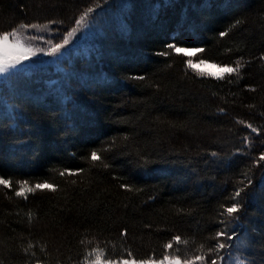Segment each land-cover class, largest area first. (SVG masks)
Here are the masks:
<instances>
[{
	"label": "trees",
	"instance_id": "16d2710c",
	"mask_svg": "<svg viewBox=\"0 0 264 264\" xmlns=\"http://www.w3.org/2000/svg\"><path fill=\"white\" fill-rule=\"evenodd\" d=\"M12 30L72 44L0 78V264H84L94 248L221 264L208 249L225 227L223 264H264V0H0ZM188 59L241 67L215 79ZM22 181L56 191L17 197ZM241 188L239 223L221 224Z\"/></svg>",
	"mask_w": 264,
	"mask_h": 264
},
{
	"label": "snow or ice",
	"instance_id": "6c2138e0",
	"mask_svg": "<svg viewBox=\"0 0 264 264\" xmlns=\"http://www.w3.org/2000/svg\"><path fill=\"white\" fill-rule=\"evenodd\" d=\"M94 11L93 8H88L87 11L78 19L76 20V28H73L71 32L68 33L69 36L73 35V33L81 30L84 26V21L89 17V15ZM239 23V21H237ZM20 29H41V28H47V25L41 26L38 24H32V25H25L20 24ZM18 30H12L10 32H4L0 34V75H6L10 70L16 69L19 65L23 64L26 61H29L33 56L37 55V52L34 51L31 47H25V45L17 39ZM221 36L226 35V33H221ZM11 38V39H10ZM69 43L67 37L63 38V43H58L54 47H52L49 51L45 52L44 55H52L55 56L60 53V50L65 47ZM167 48L171 49L175 54L186 57H192L195 56L197 53L203 52V48H186V47H180L176 44H168L166 46ZM157 55L167 56L169 53L167 52H161L157 53ZM187 68L195 72L197 75L200 76H211L215 79H224L225 74L233 75L238 74L239 68L241 67L240 63L237 62L235 67L229 66V65H219L215 63H209L204 59H200L197 62H193L192 59H188L186 61ZM208 69H214L215 71H208ZM137 79H143V77H137ZM241 123H243L241 121ZM246 127L251 128L252 132H256L257 129L253 128L251 125H246ZM213 156H216L217 154L215 152L212 153ZM89 159L91 161H100L101 157L96 152L93 151L90 153ZM260 160H264V155L260 156ZM82 171V170H81ZM65 174L72 176V175H78V171L73 170H65L60 172L61 176H64ZM19 189L15 191V196L22 197L24 199H27V194L34 193L36 190H49V191H56V186L48 183H36L34 186H30L28 181H22L18 182ZM0 185H3L5 188H11L12 186V180L5 179L3 177H0ZM125 187V186H122ZM130 190V189H129ZM244 191L243 188H241L238 191H235L233 196L231 197L232 200L235 202L232 203L230 206H222L223 212L220 213V215H225L227 219L221 220V224H232V223H239L240 217L237 215V213H240L241 211V201L237 198L241 196V192ZM217 243L210 247L208 249L209 252H216L218 254V258L221 261V264H223L224 256L219 255L222 250L232 248L233 245L228 244L227 241H233L237 238V236L234 234L233 231L227 229V227L222 228L218 231H216L215 236L213 237ZM175 243L177 245L181 243H187V241H181V238L179 236L174 237ZM83 243V241H82ZM29 248L32 247L31 244L28 246ZM167 249H171L173 247V244L169 242L165 245ZM203 247V246H201ZM104 250L99 248H94L91 252L88 253V256H93L94 259L91 261H88L87 257H85L84 264H181V260L179 257H172L170 258L168 255H165L162 260L156 261V260H140L136 261L128 260V259H121L119 261H115L111 258L105 259L104 258ZM34 255V253H33ZM131 255V253H129ZM205 256H196L192 261H185V264H196L197 261H203L205 260ZM210 264H217V259L213 258L210 260ZM240 264H244L243 261H240Z\"/></svg>",
	"mask_w": 264,
	"mask_h": 264
},
{
	"label": "rangeland",
	"instance_id": "374dc122",
	"mask_svg": "<svg viewBox=\"0 0 264 264\" xmlns=\"http://www.w3.org/2000/svg\"><path fill=\"white\" fill-rule=\"evenodd\" d=\"M35 30H39V29H33V31H35ZM77 35H78V33H76L75 36H77ZM69 38L70 37H67L68 41H69ZM17 39H19L25 45V47H31L34 51L37 52V55L33 56L29 61H26L23 64L19 65L16 69L10 70L6 75H0V78H3L10 73L16 72L19 69L28 68L30 66V63H35V64H37L39 62L43 63L46 60H48L49 58L54 57L52 55H44L45 52L49 51L52 47L55 46V45L53 46V45L49 44L47 38L44 36H39V35L38 36H30V35H27L26 31H19L18 35H17ZM61 43H63V41ZM71 44L72 43L69 41V43L67 45H65V47H68ZM43 45H45V46H43ZM65 47L60 50V53L65 50ZM57 55H55V56H57ZM208 71H215V70L214 69H208ZM228 261H227L228 264H240V261L238 260V258L235 259V258L230 257V259ZM181 264H183V263H181Z\"/></svg>",
	"mask_w": 264,
	"mask_h": 264
}]
</instances>
